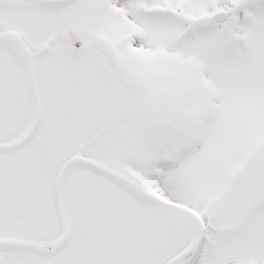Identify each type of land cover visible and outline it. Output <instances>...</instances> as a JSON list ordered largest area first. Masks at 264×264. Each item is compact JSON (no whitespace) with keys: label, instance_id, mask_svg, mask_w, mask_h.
Here are the masks:
<instances>
[{"label":"snow or ice","instance_id":"snow-or-ice-1","mask_svg":"<svg viewBox=\"0 0 264 264\" xmlns=\"http://www.w3.org/2000/svg\"><path fill=\"white\" fill-rule=\"evenodd\" d=\"M0 264H264V0H0Z\"/></svg>","mask_w":264,"mask_h":264}]
</instances>
